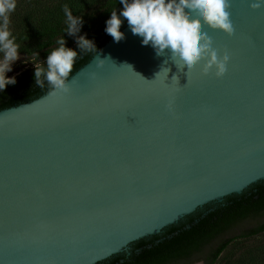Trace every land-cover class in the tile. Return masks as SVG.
Masks as SVG:
<instances>
[{
    "label": "water",
    "instance_id": "water-1",
    "mask_svg": "<svg viewBox=\"0 0 264 264\" xmlns=\"http://www.w3.org/2000/svg\"><path fill=\"white\" fill-rule=\"evenodd\" d=\"M252 3L231 0L232 34L201 21L230 56L222 76L203 59L178 68L127 24L69 92L0 110V264H96L264 180V7Z\"/></svg>",
    "mask_w": 264,
    "mask_h": 264
},
{
    "label": "trees",
    "instance_id": "trees-1",
    "mask_svg": "<svg viewBox=\"0 0 264 264\" xmlns=\"http://www.w3.org/2000/svg\"><path fill=\"white\" fill-rule=\"evenodd\" d=\"M65 4L72 7L74 15H83V27L75 35L64 32ZM122 9L119 0H17L9 27L17 36L20 54L29 59L36 56L46 67V58L62 35L67 46L79 51L78 37L86 34L99 50L112 38L105 31L111 11ZM127 24L125 18L121 29ZM94 54L81 52L70 76ZM35 67L21 71L15 76V84L0 91V110L31 101L50 90L46 82L44 88L35 84ZM130 245L129 252H119L96 264H190L200 260L203 264H264V180L241 193L207 203L164 227L161 233Z\"/></svg>",
    "mask_w": 264,
    "mask_h": 264
},
{
    "label": "clouds",
    "instance_id": "clouds-1",
    "mask_svg": "<svg viewBox=\"0 0 264 264\" xmlns=\"http://www.w3.org/2000/svg\"><path fill=\"white\" fill-rule=\"evenodd\" d=\"M119 4L123 5V9L111 11L105 28L116 42L125 36L121 26L126 18L132 33L141 36L144 45L151 44L157 55L169 50L178 68L191 71L203 59L206 60L204 73L215 68L216 75L222 76L227 71L229 54L225 52L222 57L219 55L213 47L212 38L201 30L200 24L203 21L232 34L234 25L228 10L231 0H119ZM251 7H264V0H253ZM16 8L17 0H0V53L3 54L0 57V91L16 83L14 76L7 75L13 62L20 57V44L9 27L10 15ZM63 12L66 24L64 32L69 35L79 33L84 23L83 15H74L68 4L63 5ZM56 44L58 46L46 58V67L36 62L37 58L33 56L32 60L36 62L35 84L44 88L46 82L53 94L57 91L67 93L72 85L68 78L80 53H96L98 49L94 40L86 34L78 37L79 51L67 46L64 35L56 40ZM105 61L107 59H99L98 66ZM169 71L164 68L157 78L162 73L167 77ZM173 79L177 83V77L173 76Z\"/></svg>",
    "mask_w": 264,
    "mask_h": 264
},
{
    "label": "rangeland",
    "instance_id": "rangeland-1",
    "mask_svg": "<svg viewBox=\"0 0 264 264\" xmlns=\"http://www.w3.org/2000/svg\"><path fill=\"white\" fill-rule=\"evenodd\" d=\"M36 62H38L39 64L42 62L40 60H37ZM36 62L33 61L32 59H29L23 55L20 54V57L18 60L14 61L12 64V68L11 70L7 73L8 76L12 77L17 75V73L30 68V67H35L36 66ZM247 225H251V223L247 222ZM196 264H202L201 262H196Z\"/></svg>",
    "mask_w": 264,
    "mask_h": 264
},
{
    "label": "flooded vegetation",
    "instance_id": "flooded-vegetation-1",
    "mask_svg": "<svg viewBox=\"0 0 264 264\" xmlns=\"http://www.w3.org/2000/svg\"><path fill=\"white\" fill-rule=\"evenodd\" d=\"M19 73H20V72H19ZM19 73H17V75H18ZM15 76H16V75H15ZM15 76H14V77H15ZM27 102H28V101H27ZM23 103H24V102H23ZM20 104H21V103H20ZM18 105H19V104H18ZM13 106H16V105H13ZM10 107H11V106H10ZM7 108H8V107H7ZM182 218H183V217H182ZM180 219H181V218H180ZM177 222H178V221H177ZM162 230H163V229H162ZM162 230H161V232H162ZM161 232H160V233H161ZM131 248H132V246L129 244V246H128L124 251L129 252V251L131 250ZM124 251H123V252H124ZM197 262H198V263L201 262V263L203 264V261H202V260L197 261ZM190 264H196V262H193V263H190Z\"/></svg>",
    "mask_w": 264,
    "mask_h": 264
}]
</instances>
